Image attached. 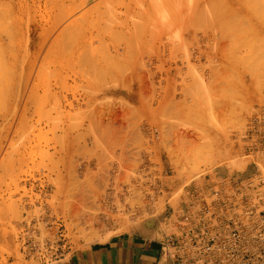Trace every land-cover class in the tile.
<instances>
[{
    "label": "rangeland",
    "instance_id": "obj_1",
    "mask_svg": "<svg viewBox=\"0 0 264 264\" xmlns=\"http://www.w3.org/2000/svg\"><path fill=\"white\" fill-rule=\"evenodd\" d=\"M243 1L0 0V264L176 233L188 189L262 169L264 0Z\"/></svg>",
    "mask_w": 264,
    "mask_h": 264
},
{
    "label": "built area",
    "instance_id": "obj_2",
    "mask_svg": "<svg viewBox=\"0 0 264 264\" xmlns=\"http://www.w3.org/2000/svg\"><path fill=\"white\" fill-rule=\"evenodd\" d=\"M247 138L246 155L264 156V106L252 115ZM213 180L186 191L178 231L160 240L161 252L172 264H264V166Z\"/></svg>",
    "mask_w": 264,
    "mask_h": 264
},
{
    "label": "crops",
    "instance_id": "obj_3",
    "mask_svg": "<svg viewBox=\"0 0 264 264\" xmlns=\"http://www.w3.org/2000/svg\"><path fill=\"white\" fill-rule=\"evenodd\" d=\"M162 233L137 225L81 249L62 264H172L160 250Z\"/></svg>",
    "mask_w": 264,
    "mask_h": 264
},
{
    "label": "bare ground",
    "instance_id": "obj_4",
    "mask_svg": "<svg viewBox=\"0 0 264 264\" xmlns=\"http://www.w3.org/2000/svg\"><path fill=\"white\" fill-rule=\"evenodd\" d=\"M83 1H84V0H83ZM87 1H89V0H87ZM230 1H231L232 4H234V5H233V10H232L233 14L235 13V14H238V15H242L244 19H245V17H248V16H245V15H248V14H249L248 11L245 10L246 12H242V11H243V10H242V8H243L242 6H243V4H246V3H244V2H246V1H243V0H230ZM80 2H81V1H80ZM258 2H259V1H258ZM258 2H257V3H258ZM260 2H261V1H260ZM260 2H259V3H260ZM83 3H84V2H83ZM98 4H99V3H98ZM77 5H78V4H77ZM96 5H97V4H96ZM259 5H260V4H259ZM261 5H263V2H261ZM94 6H95V5H94ZM94 6H93V7H94ZM249 6H250V5H249ZM241 7H242V8H241ZM245 7H246V6H245ZM245 7H244V8H245ZM262 8L264 9V7H262ZM92 9H93V8H92ZM246 9H247V8H246ZM89 10H90V9H89ZM250 10H251V9H250ZM252 11H253V10H252ZM254 12H255V11H254ZM244 14H245V15H244ZM251 14H252V13H251ZM226 15H227V14H226ZM228 15H229V14H228ZM253 15H254V14H253ZM253 15H252V17H253ZM242 16H241V18H242ZM244 16H245V17H244ZM255 16H256V15H255ZM252 17H250V18H252ZM247 20H248V19H247ZM255 20H256V19H255ZM248 21H250V19H249ZM262 22H263V20H262ZM259 23H260V22H259ZM260 24H261V23H260ZM262 24H263V23H262ZM210 25H211V24H210ZM212 25H213V23H212ZM214 25H216V24H214ZM248 25H249V24H248ZM259 26H260V25H259ZM263 26H264V24H263ZM263 26H262V27H263ZM209 27L211 28V26L208 25L207 29H208ZM250 27H251V26H250ZM254 27H256V28L259 29V27H257L256 25H255ZM212 28H213L212 31H208V32H211V33H212L215 27L212 26ZM208 30H209V29H208ZM259 30H262V29H259ZM214 31H216V30H214ZM251 31H253V30H251ZM259 33H260V32H259ZM205 34H206V33H205ZM207 34H208V33H207ZM214 34H216V32H215V33H212V36H213V37H210L211 39L208 38L209 40H212L211 43H209L211 46H212V44H213V40H215L214 37H217V36H214ZM257 34H258V33H257ZM208 36H209V35H208ZM219 36H220V35H219ZM219 36H218V37H219ZM261 36H263V35H261ZM213 38H214V39H213ZM220 38H221V37H219V38H217V39L220 40ZM208 39H207V40H208ZM221 40H222V39H221ZM208 42H209V41H208ZM218 42H219V41H218ZM216 43H217V40H215L214 44H216ZM207 44H208V43H207ZM210 45H209V46H210ZM219 45H220V44L218 43V46H219ZM216 46H217V44H216ZM216 46L213 45L214 48H215ZM221 46H222V45H221ZM207 47H208V46H207ZM214 48H210V49H209V50H210V53H209V52H208L209 54L207 53V54H208V55H207V56H208V61H207V62H208L207 65H208V66H207V67H209V69H210V70L208 69V70L210 71V72H209L210 74H212V72H213L212 75H214V69H215V68H214V64L218 63L217 61H219V62L221 61V63H223V62L225 61V60L223 61V59H225V56L223 57V54H222V53H219V49H220L221 47L218 49V53L215 52V49H216V48H215V49H214ZM211 49H214V51L211 50ZM223 49H224V48H223ZM209 50H208V51H209ZM216 50H217V49H216ZM221 50H222V49H221ZM207 56H206V58H207ZM221 65H222V64H221ZM215 66H216V65H215ZM217 68H219V67H217ZM212 69H213V71H212ZM218 71L220 72V69H219ZM210 77H211V76H210ZM212 78H213V76H212ZM110 93H111V92H110ZM87 164H88V163H87Z\"/></svg>",
    "mask_w": 264,
    "mask_h": 264
}]
</instances>
